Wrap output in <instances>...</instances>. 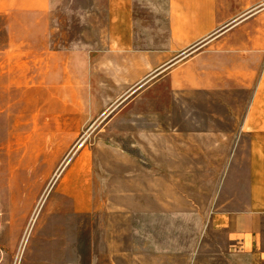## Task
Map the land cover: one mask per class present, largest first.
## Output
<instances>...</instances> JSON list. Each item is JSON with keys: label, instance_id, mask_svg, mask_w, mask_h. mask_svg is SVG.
I'll return each mask as SVG.
<instances>
[{"label": "rangeland", "instance_id": "rangeland-1", "mask_svg": "<svg viewBox=\"0 0 264 264\" xmlns=\"http://www.w3.org/2000/svg\"><path fill=\"white\" fill-rule=\"evenodd\" d=\"M1 7L0 264L234 260L215 221L226 173L188 170L186 149L170 158V140L155 135L154 112L172 111L184 130L187 110L203 108L155 109L169 99L146 92L157 76L124 93L121 67L45 59L35 29ZM213 110L232 115V103Z\"/></svg>", "mask_w": 264, "mask_h": 264}, {"label": "crops", "instance_id": "crops-1", "mask_svg": "<svg viewBox=\"0 0 264 264\" xmlns=\"http://www.w3.org/2000/svg\"><path fill=\"white\" fill-rule=\"evenodd\" d=\"M1 5L35 29L43 58L104 60L108 68L121 67L124 93L157 76L146 92L168 93L169 99L158 100L155 109L203 108L201 116L187 110L185 122L192 127L184 130L172 111L166 119L154 112L155 135L170 140L165 145L170 158L177 148L186 149L195 166L188 170L226 173L215 215L232 244L235 259L226 262L264 264V0H1ZM231 103L232 115L213 110L229 112ZM162 123L170 124L166 131ZM223 123L232 129L209 126ZM215 148L221 154L211 160L207 149ZM161 162L167 164V158Z\"/></svg>", "mask_w": 264, "mask_h": 264}, {"label": "bare ground", "instance_id": "bare-ground-1", "mask_svg": "<svg viewBox=\"0 0 264 264\" xmlns=\"http://www.w3.org/2000/svg\"><path fill=\"white\" fill-rule=\"evenodd\" d=\"M65 164V163H64ZM64 167V166H63Z\"/></svg>", "mask_w": 264, "mask_h": 264}]
</instances>
